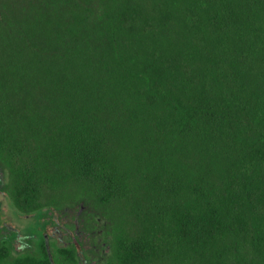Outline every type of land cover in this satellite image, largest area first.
Instances as JSON below:
<instances>
[{
    "label": "trees",
    "instance_id": "trees-1",
    "mask_svg": "<svg viewBox=\"0 0 264 264\" xmlns=\"http://www.w3.org/2000/svg\"><path fill=\"white\" fill-rule=\"evenodd\" d=\"M0 163L23 214L103 210L107 264H264V0H0ZM40 239L0 264L77 263Z\"/></svg>",
    "mask_w": 264,
    "mask_h": 264
},
{
    "label": "rangeland",
    "instance_id": "rangeland-1",
    "mask_svg": "<svg viewBox=\"0 0 264 264\" xmlns=\"http://www.w3.org/2000/svg\"><path fill=\"white\" fill-rule=\"evenodd\" d=\"M4 178L7 180L5 174ZM0 203L1 224L7 223L19 228L23 234L37 236L41 234V228L45 227L51 236L52 250L60 246L59 240L63 238L64 230L70 231L73 238L82 242L84 249L88 251V255L94 260V262L91 260L92 264H106L107 256L112 251V224L104 211L99 209L85 194H77L74 199L58 209H45L40 219L37 216H27L13 207V204L11 205L9 200L3 196L1 187ZM56 224L60 226L59 231L55 229ZM77 228L78 232H76ZM40 240L38 238L35 242H30L31 239L26 238L24 244L27 246L30 242L31 247L22 249L21 252L31 251L34 245L40 243ZM19 245V243L14 242V254H17V249L20 248Z\"/></svg>",
    "mask_w": 264,
    "mask_h": 264
},
{
    "label": "flooded vegetation",
    "instance_id": "flooded-vegetation-1",
    "mask_svg": "<svg viewBox=\"0 0 264 264\" xmlns=\"http://www.w3.org/2000/svg\"><path fill=\"white\" fill-rule=\"evenodd\" d=\"M4 174L6 175V170L4 169V167L2 166V164L0 163V187H1V192L3 194V196H5L10 204L12 205V201L10 198V195L8 193V188H7V183L8 180H5L4 178ZM1 205V203H0ZM13 206V205H12ZM14 207V206H13ZM1 208V206H0ZM22 213V212H21ZM26 215V214H25ZM27 216H35L34 214H30ZM37 218L39 219V217L37 216ZM56 226V230L59 231V225H55ZM67 228V227H66ZM42 232L39 236L34 235V234H23L19 228H16L12 225H9L7 223H0V245L3 242H8V244L10 245V247L12 249H14V242L19 243V249H17V254L20 253H24L21 252L22 249H27L28 247L30 248V242L37 240L38 238H41V236H43L45 243L47 245V247L52 250L51 247V241H50V235L47 231V229L45 227H42ZM76 232H78V228L76 229ZM26 238L31 239V241L28 243V245L26 246V244H24V242L26 241ZM68 238V239H67ZM60 242V246L57 248H71V247H76L77 251H78V260L76 264H92V261L94 262L93 259H91V257L88 255V251H86L84 249V246L82 245V242L78 239L73 238V235L70 231L64 230V236L63 238H61L59 240ZM24 244V245H23ZM36 244V243H35ZM24 247V248H22ZM33 248H35L33 250ZM32 248V250L30 252H35L37 249V245ZM27 252V251H26ZM92 260V261H91ZM107 264V263H106Z\"/></svg>",
    "mask_w": 264,
    "mask_h": 264
},
{
    "label": "water",
    "instance_id": "water-1",
    "mask_svg": "<svg viewBox=\"0 0 264 264\" xmlns=\"http://www.w3.org/2000/svg\"><path fill=\"white\" fill-rule=\"evenodd\" d=\"M49 254H50V252H49ZM50 258H51V254H50Z\"/></svg>",
    "mask_w": 264,
    "mask_h": 264
}]
</instances>
